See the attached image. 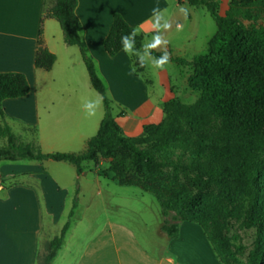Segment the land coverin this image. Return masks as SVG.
Wrapping results in <instances>:
<instances>
[{
  "label": "crops",
  "instance_id": "0c3cea01",
  "mask_svg": "<svg viewBox=\"0 0 264 264\" xmlns=\"http://www.w3.org/2000/svg\"><path fill=\"white\" fill-rule=\"evenodd\" d=\"M77 1L87 54L100 78L112 82L113 76L114 85L123 90L121 98L112 88L109 93L122 109L123 116L116 118L126 137H138L144 126L160 123L165 103L199 100L200 93L188 84L191 67L168 63L162 71L149 72L140 65L137 73L145 84L142 98L137 99L122 84L120 66H134L142 53L148 59V53H162L165 47L173 58L192 61L205 56L217 33L205 12L186 0ZM44 6L45 0H0V73L24 74L30 84L26 97L4 101L5 122L22 141L44 154L76 153L97 135L104 115L99 106L94 116H87L83 105L97 100V92L80 50L64 43L56 20L43 21ZM181 8L188 9L187 16ZM116 13L144 37L139 52L134 46L131 54L123 50L114 58L105 52L103 44ZM40 31L44 47L57 58L50 72L35 68ZM157 35L166 46L146 49V38L151 43ZM56 85L62 88L55 89ZM15 123L22 125L25 135L14 132ZM56 163H0V264H38L39 253L61 234L75 195L77 171L72 164ZM108 167L106 161L82 165L80 193L92 199L78 202L52 264H221L199 225L181 224L179 237L168 238L162 232L165 218L156 197L137 187L119 186Z\"/></svg>",
  "mask_w": 264,
  "mask_h": 264
},
{
  "label": "trees",
  "instance_id": "16d2710c",
  "mask_svg": "<svg viewBox=\"0 0 264 264\" xmlns=\"http://www.w3.org/2000/svg\"><path fill=\"white\" fill-rule=\"evenodd\" d=\"M186 1L205 8L217 25L205 56L192 61L170 56L169 63L193 69L188 84L200 98L191 105L178 100L165 103L164 119L130 138L113 116L114 104L86 52L83 27L76 16L78 1L45 0L43 21L56 20L64 43L80 50L90 84L103 97L105 115L83 152L44 154L22 141L5 122L3 103L30 93L27 77L0 73V140L5 141L0 163L66 162L76 167L79 177L85 162L106 161L108 173L119 186L137 187L156 197L165 218L162 232L168 238L179 237L181 224H197L221 264H264V26L260 24L264 0H231L224 15L219 0ZM122 36L134 39L136 51L142 49L144 37L116 13L103 44L108 56L114 58L124 50ZM161 54L151 51L152 57ZM56 61L44 47L40 31L35 68L50 72ZM140 65L136 59V66ZM183 181L189 190L178 192ZM77 206L75 199L68 222L39 253L38 264H52ZM232 222L256 231L244 261L247 247L239 236L228 234Z\"/></svg>",
  "mask_w": 264,
  "mask_h": 264
},
{
  "label": "rangeland",
  "instance_id": "374dc122",
  "mask_svg": "<svg viewBox=\"0 0 264 264\" xmlns=\"http://www.w3.org/2000/svg\"><path fill=\"white\" fill-rule=\"evenodd\" d=\"M174 1L175 0H173V2ZM245 1H248V0H245ZM219 2H220L221 11H222V13H224L225 9L228 8L229 3L231 2V0H219ZM197 9L201 10L200 12H205L203 14H206V16H208L206 18L210 20L214 30L217 31V25H216L215 21L213 20V18L210 15H207V11H202V10H204L203 8H197ZM55 24H56L57 28L59 30H61L59 23L56 22ZM246 24H248V23H246ZM260 24L262 26H264V20H262L260 22ZM145 38H146V36H145ZM149 43H150V41L148 40V38H146L145 48H146V45H148ZM143 54L144 53H142L141 56ZM144 66H146V68H147V70L149 72H153L154 71V68L151 67V64L149 63L148 59H146V62L144 64ZM137 70H138V67L136 65H134V66L126 65L125 67L120 66V78H121L122 84L125 85V88H127L130 91V94L135 96L137 99H141L142 95L144 93L145 81H144V78L137 73ZM104 73H107V70H104ZM110 75H112V74H110ZM102 81H103V83L105 84V86L107 88V93H108L109 99L114 104L113 105V111H112L113 116L117 117L118 115H120L122 113V109L115 102V100H112L111 95L109 93V90H110L109 88H112L113 91H114V94L117 97H120V98L122 97V91L123 90L121 89V86H118V85H116L118 87V90L116 89V86L114 85V82H113V81H115L113 76H112V82H107L105 80H102ZM115 83H117V82L115 81ZM54 88L58 89V88H62V86L61 85H56ZM95 94H96L97 98L99 99L100 95L98 93H95ZM194 101H195V99L193 98L191 100L186 101V103L187 104H192V103H194ZM100 106H101V112L103 113V115H105V108H104L103 102H102V104ZM13 127H14V132L17 135H21V136L25 135V134H23L24 132L22 130V125H20L19 123H15ZM4 145H5V141L0 140V148L3 147ZM81 151H83V150H80V151H78L76 153H79ZM52 164H53V166H56L58 163L52 161ZM63 170L65 171V168ZM49 171L53 175H55V172H56L55 169L50 168ZM80 185L84 187V184H82V182H80L79 177L77 175V179H76V182H75L76 191H75V195H74V198H73V202H74L75 199H77L78 202L87 203V202H89L92 199V197H91L90 194L82 195L80 193ZM181 188L182 189L185 188L184 190H189V185L187 184V182L183 181L182 186L179 185L178 192L181 190ZM77 190L79 191L78 195L76 194ZM73 202H72V204H70L72 206L69 205L71 207V210H72V207H73ZM71 210H70V212H71ZM103 217H105V215H103ZM68 219H69V217H68ZM66 222H68V221H66ZM228 234H229L230 237H233L235 235L239 236V238L241 240L240 242L244 246L247 247V251L245 252V256L242 258V260L244 261L246 259L247 255H248L249 250L253 246V243L255 241L256 231L255 230H249V231L245 230L239 224H236L235 222H232L231 226L229 228Z\"/></svg>",
  "mask_w": 264,
  "mask_h": 264
},
{
  "label": "clouds",
  "instance_id": "9594fccd",
  "mask_svg": "<svg viewBox=\"0 0 264 264\" xmlns=\"http://www.w3.org/2000/svg\"><path fill=\"white\" fill-rule=\"evenodd\" d=\"M181 12H183L184 15L187 16L188 9L181 8ZM163 27L168 28L169 25L165 23ZM181 28L182 26L178 24L177 29L179 30ZM121 42L123 44L124 50L131 54L133 52L134 39L129 36H122ZM161 45L166 46V41H164L159 35H157L153 37V41L150 44L146 45V49H156L159 48ZM148 57H149L148 59L151 61V67L161 71L164 70L165 65H167L170 62V53L166 50V47L159 57H152L150 56L149 53H148ZM145 62H146L145 56L144 55L140 56V63L142 66L145 64ZM102 102H103V97H100L97 100H89L85 102L83 107L87 116L89 117L94 116L96 114V110L102 104Z\"/></svg>",
  "mask_w": 264,
  "mask_h": 264
}]
</instances>
